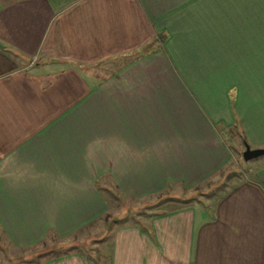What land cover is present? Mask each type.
Listing matches in <instances>:
<instances>
[{
	"label": "crops",
	"instance_id": "1",
	"mask_svg": "<svg viewBox=\"0 0 264 264\" xmlns=\"http://www.w3.org/2000/svg\"><path fill=\"white\" fill-rule=\"evenodd\" d=\"M0 43L11 243L74 235L117 190L183 202L42 264H264V155L232 151L264 147V0H0Z\"/></svg>",
	"mask_w": 264,
	"mask_h": 264
},
{
	"label": "rangeland",
	"instance_id": "2",
	"mask_svg": "<svg viewBox=\"0 0 264 264\" xmlns=\"http://www.w3.org/2000/svg\"><path fill=\"white\" fill-rule=\"evenodd\" d=\"M235 133H232L233 137L239 134L237 130H235ZM233 137H231V139H233ZM234 140L232 147L235 159L234 163H246V160L243 158L245 145H243L241 137L238 136ZM254 159L256 160L257 158ZM250 165L251 164H244L242 165L243 167L239 165L237 167L240 168H238L236 172L232 171L231 173H239L241 177H247V175H249L248 168ZM227 175L228 179H224L226 180L225 183L221 181L216 186L211 187L213 192L220 193L222 191L221 187L216 188L219 185L226 186L228 183H233L232 180L230 181L229 179L232 175L230 173ZM113 191L114 196L110 193L108 196L109 200L112 202L110 204V210L102 215L95 224L80 229L74 235H70L66 238L54 237L51 235L34 245L20 247L11 243L5 232L0 228V264H42L49 258L72 253L84 255L86 261L90 263L93 260L91 256H95L93 254L98 252L100 255L103 252H108V247L110 249L111 245L109 242L107 244L105 240L107 239L108 233L111 234V231L114 230L119 223L136 222L138 219L145 220V217H149L148 213L153 210L175 208L183 202H177L176 200H174V202H160V200H158V203L156 202V204L149 205L155 200V196L138 199L124 196L117 190ZM199 193L200 192H195V195L198 196Z\"/></svg>",
	"mask_w": 264,
	"mask_h": 264
},
{
	"label": "water",
	"instance_id": "3",
	"mask_svg": "<svg viewBox=\"0 0 264 264\" xmlns=\"http://www.w3.org/2000/svg\"><path fill=\"white\" fill-rule=\"evenodd\" d=\"M1 44V43H0ZM264 155V147H251L248 143L245 145V149L243 151V158L245 160H251L257 158L259 156Z\"/></svg>",
	"mask_w": 264,
	"mask_h": 264
}]
</instances>
